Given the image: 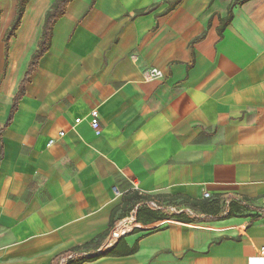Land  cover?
Segmentation results:
<instances>
[{
    "label": "crops",
    "instance_id": "1",
    "mask_svg": "<svg viewBox=\"0 0 264 264\" xmlns=\"http://www.w3.org/2000/svg\"><path fill=\"white\" fill-rule=\"evenodd\" d=\"M53 1L28 0L5 58L17 0H0V264L123 245L80 264H264V0H72L4 127ZM135 192L158 219L114 243Z\"/></svg>",
    "mask_w": 264,
    "mask_h": 264
},
{
    "label": "trees",
    "instance_id": "2",
    "mask_svg": "<svg viewBox=\"0 0 264 264\" xmlns=\"http://www.w3.org/2000/svg\"><path fill=\"white\" fill-rule=\"evenodd\" d=\"M70 1H72V0H54L53 3L51 4L50 8L46 11V13L43 17L42 30H41L40 38L37 42L36 49L33 52L32 56L28 62V66H27V69L24 73V76H23L21 82L19 83V86L17 88V92L15 93V95L12 99V104H11L7 119L5 121L4 127H6L10 124V122L13 118V115L17 110L18 101L20 100V98L24 94L25 86H26V83L29 81L30 74L32 73L34 68L37 66L39 59L48 51V49L50 47L53 26L56 23V21L60 17L63 16L65 9H66V6L68 5V3ZM94 1L95 0H91L86 12H88L93 7ZM177 1L178 0H175L173 3H171V5L168 7L167 10L171 9ZM27 2H28V0H17L14 19H13L9 29L6 31L5 37H4L5 58L7 56L9 39L15 35V31L20 24V21H21L22 15H23V11H24V8H25V5ZM149 10H141V11H137V13H143V12H147ZM231 17H232L231 7H229L226 15L222 18H219V26L217 27V32H218L219 36H221L222 31L224 30L226 25L230 22ZM199 38H201V36L196 38L195 41L198 40ZM144 198H146V196H144L142 194H137L136 192L124 194L123 198H122V206H124L125 210L129 211L131 208H133V206L135 205L136 202H138L140 199H144ZM208 202H210V201L207 200L206 202H203V203L194 202V201H190V200L187 201L188 205L191 208H197L199 205H201L202 206L201 211H203L205 213L217 214L221 211L219 205H216L215 209H213L214 206L204 207V205ZM212 203H214V202H212ZM241 208L242 207L240 205L238 206V204H236V203H230L228 205V210H227L225 216H227V217L232 216L235 213L240 212L239 210ZM172 217L178 221H183V222H191V221L197 220L196 218L186 217L183 214L172 215ZM135 218L137 221H143V222L158 219V217L154 213L147 211V210H142V209H138L136 211ZM253 220H254V218H253ZM113 225H114V223L111 220V226H113ZM121 238L119 240H121ZM118 242H120V241H118ZM90 244L91 243H87V244H85L79 248H86ZM95 244H98V243L96 242ZM136 248H137L136 245H134L132 247H127L126 245H123L122 249H117V247L114 246L107 251L100 252L99 254L90 255L88 257H78V258L70 259L65 264H80L84 261L94 260L95 258L100 257V256H113V255L130 254V253L135 252ZM50 264H58V258L53 259Z\"/></svg>",
    "mask_w": 264,
    "mask_h": 264
},
{
    "label": "built area",
    "instance_id": "3",
    "mask_svg": "<svg viewBox=\"0 0 264 264\" xmlns=\"http://www.w3.org/2000/svg\"><path fill=\"white\" fill-rule=\"evenodd\" d=\"M145 78L147 80L160 79V78H163V73L159 69H157L155 67H151L147 70V72L145 74ZM79 121H80L79 118L75 119L76 123H78ZM89 126L95 135H99L101 133V124L99 121V113H98V110L96 108H93L89 111ZM63 135H64V131L58 132V137H62ZM54 141H55V139H49L48 144L50 145V144L54 143ZM114 191L116 192V194H118V191H116L115 188H114ZM203 196H204V198H209L210 194L208 192H205L203 194ZM142 204L150 207L151 209H153L155 211L162 209L161 206L157 205L156 203H154L152 201H146L143 203L136 204L127 213V215H125L123 218H121L113 226L111 232L109 233L108 240L114 234H118L115 236V241H114V243H115L117 240H119L121 237L125 236L126 234L134 232L137 228H142V226L139 224V222H137L135 219V213L139 207H142ZM169 210L174 215H179V214L184 213V210L181 208L169 207ZM186 213H188L189 215H192V211L187 210V209H186ZM113 244L110 245V244H108V241H107V243L105 244V247H110ZM100 250H101V248H99L97 254L100 253ZM263 254H264V247H261L260 248V256L262 257ZM88 256H90V254L84 250H75L72 252H68L65 255H63L62 257H60L58 260V264H65L70 259H74V258H78V257H88Z\"/></svg>",
    "mask_w": 264,
    "mask_h": 264
},
{
    "label": "bare ground",
    "instance_id": "4",
    "mask_svg": "<svg viewBox=\"0 0 264 264\" xmlns=\"http://www.w3.org/2000/svg\"><path fill=\"white\" fill-rule=\"evenodd\" d=\"M116 235H118V234H114V236H116Z\"/></svg>",
    "mask_w": 264,
    "mask_h": 264
}]
</instances>
